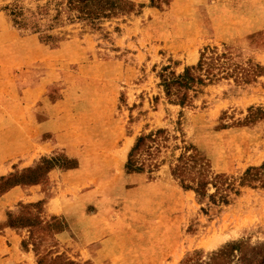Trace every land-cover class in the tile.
<instances>
[{"label":"rangeland","instance_id":"374dc122","mask_svg":"<svg viewBox=\"0 0 264 264\" xmlns=\"http://www.w3.org/2000/svg\"><path fill=\"white\" fill-rule=\"evenodd\" d=\"M0 264H264V0H0Z\"/></svg>","mask_w":264,"mask_h":264},{"label":"trees","instance_id":"16d2710c","mask_svg":"<svg viewBox=\"0 0 264 264\" xmlns=\"http://www.w3.org/2000/svg\"><path fill=\"white\" fill-rule=\"evenodd\" d=\"M80 1L82 3H87L88 0H77ZM206 64V62L204 60H199V66L201 67L202 65ZM188 72L185 71V73L183 75H180L178 77H176L175 79H171L167 82H165V85L168 86L170 83H177L179 85H184L187 86L188 83L192 80L188 74H186ZM143 141V137H138L135 144L132 146L130 152H129V159H128V164L127 166L133 169H138L137 167H133L132 165V157L134 156L135 151L137 150L138 146L140 145V143Z\"/></svg>","mask_w":264,"mask_h":264},{"label":"crops","instance_id":"0c3cea01","mask_svg":"<svg viewBox=\"0 0 264 264\" xmlns=\"http://www.w3.org/2000/svg\"><path fill=\"white\" fill-rule=\"evenodd\" d=\"M14 190H16V189H12L11 191V194L14 192H16V191H14ZM10 192V191H9ZM9 192H6L5 193V195H7ZM28 195H27V198L30 200V201H35V200H38V198H41L40 196L41 195H38V194H35V191H34V189H31V190H29V192L27 193ZM5 195H3V196H5ZM9 195V194H8ZM7 195V196H8ZM4 198H6V197H4ZM50 202L52 203L53 201H51V198L50 199H48L47 200V202H45L44 203V209H45V211H47V212H49L48 210L50 209V205H52V204H50ZM5 234H10L11 235V237H13L14 236V234H15V232L12 230L11 231V229H7V230H5ZM11 248H13V247H10V250H11Z\"/></svg>","mask_w":264,"mask_h":264},{"label":"bare ground","instance_id":"6f19581e","mask_svg":"<svg viewBox=\"0 0 264 264\" xmlns=\"http://www.w3.org/2000/svg\"><path fill=\"white\" fill-rule=\"evenodd\" d=\"M207 245H208V246H213V245H215V244L210 242V243H208Z\"/></svg>","mask_w":264,"mask_h":264}]
</instances>
